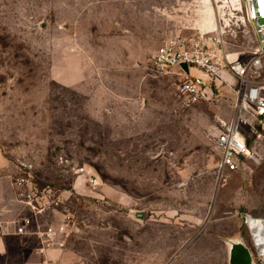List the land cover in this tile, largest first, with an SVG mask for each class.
Segmentation results:
<instances>
[{"label":"rangeland","instance_id":"obj_1","mask_svg":"<svg viewBox=\"0 0 264 264\" xmlns=\"http://www.w3.org/2000/svg\"><path fill=\"white\" fill-rule=\"evenodd\" d=\"M210 4L0 0L4 225L29 218L28 232L65 227L49 247L40 237L42 245L71 243L93 264H229L230 241L261 264L245 220L264 221L263 150L253 141L258 162L248 160L223 187L216 180L213 129L233 117L236 79L221 71L207 81V99L183 108L185 76L155 64L165 44L201 34L223 37L225 55L245 65L262 54L244 3L237 16ZM209 7L214 33L203 28ZM257 76L264 82V68ZM22 178L42 194L45 214L24 205Z\"/></svg>","mask_w":264,"mask_h":264},{"label":"built area","instance_id":"obj_2","mask_svg":"<svg viewBox=\"0 0 264 264\" xmlns=\"http://www.w3.org/2000/svg\"><path fill=\"white\" fill-rule=\"evenodd\" d=\"M246 15L252 24L263 52L249 65L243 64L238 58L232 60L225 55L223 37L198 35L191 40H175L162 46L156 52L155 64L160 70L177 68L185 80L177 88L178 98L183 108H191L207 99V81L220 80V73L227 70L237 82L232 90L235 94L233 117L228 122H222L218 128L213 129V137L216 149L220 154V162L216 171L218 187H223L230 176L243 170L248 160L258 162L257 156L251 149V143L255 141L264 152V82L258 81V74L263 70L264 58V0H243ZM187 65L186 72L182 65ZM198 70L202 77L192 76L190 68ZM29 180L22 178L17 185L25 191L24 205L35 216L46 213L41 204L42 194H35L28 185ZM94 187L98 186L97 180H90ZM53 202L59 206L61 201ZM250 216H246L245 224L248 225ZM31 220L25 219L19 226H15L17 234H26ZM65 227L59 230L47 228L41 231L37 228V234L43 237V242L49 247L53 245V238L65 233ZM259 256V255H258ZM254 264H257L256 258ZM145 264V263H143ZM263 264V261L261 262Z\"/></svg>","mask_w":264,"mask_h":264},{"label":"crops","instance_id":"obj_3","mask_svg":"<svg viewBox=\"0 0 264 264\" xmlns=\"http://www.w3.org/2000/svg\"><path fill=\"white\" fill-rule=\"evenodd\" d=\"M3 218L0 216V264H93L71 243L65 248H46L37 230L17 234L14 225L3 224Z\"/></svg>","mask_w":264,"mask_h":264},{"label":"bare ground","instance_id":"obj_4","mask_svg":"<svg viewBox=\"0 0 264 264\" xmlns=\"http://www.w3.org/2000/svg\"><path fill=\"white\" fill-rule=\"evenodd\" d=\"M206 4L211 5V0H204ZM218 4V8H220L221 13L226 16V9H228V13L233 16L236 11L237 14H243V0H216ZM230 4V5H229ZM232 5V6H231ZM244 19V17H240ZM228 22L227 19H224ZM203 28L206 29L207 33L216 32L218 29V25L216 23V13L211 7L208 8L206 17L203 21ZM249 229L251 231L252 239L256 249L258 250L259 257L263 261L264 264V221L260 219H255L250 217L248 220Z\"/></svg>","mask_w":264,"mask_h":264},{"label":"water","instance_id":"obj_5","mask_svg":"<svg viewBox=\"0 0 264 264\" xmlns=\"http://www.w3.org/2000/svg\"><path fill=\"white\" fill-rule=\"evenodd\" d=\"M183 69L188 72L187 65H182ZM142 219V214H136ZM253 255L249 247L241 241L229 242V264H254Z\"/></svg>","mask_w":264,"mask_h":264}]
</instances>
